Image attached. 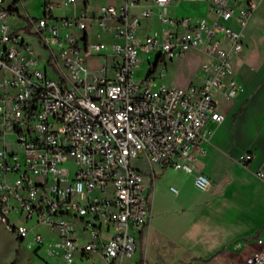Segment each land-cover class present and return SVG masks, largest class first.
I'll return each mask as SVG.
<instances>
[{
  "label": "built area",
  "instance_id": "obj_1",
  "mask_svg": "<svg viewBox=\"0 0 264 264\" xmlns=\"http://www.w3.org/2000/svg\"><path fill=\"white\" fill-rule=\"evenodd\" d=\"M137 1L92 12L76 0L45 1L35 18L18 0H0V224L64 264H159L135 259V234L151 218L153 165L190 171L206 123L225 119L219 103L238 94L234 59L261 0H211L213 17L199 21L172 16L170 0L132 13ZM61 4L75 12L55 17ZM191 51L204 57L200 80L154 86V69L133 78L139 53H156L155 67ZM139 157L150 180L131 163ZM194 183L204 189L209 178L198 173ZM243 264H264V244Z\"/></svg>",
  "mask_w": 264,
  "mask_h": 264
},
{
  "label": "crops",
  "instance_id": "obj_2",
  "mask_svg": "<svg viewBox=\"0 0 264 264\" xmlns=\"http://www.w3.org/2000/svg\"><path fill=\"white\" fill-rule=\"evenodd\" d=\"M77 7L95 11L100 5H120L121 0H76ZM211 0H170L172 16L188 17L191 21L210 20ZM138 0L130 7L138 13L149 6ZM154 12L156 8L153 7ZM151 28L158 23L153 18ZM264 0L252 12L244 28L243 49L234 59L238 94L231 100H221L219 110L225 119L218 124L208 122V137L194 154L190 171L161 167L175 175L169 190L178 205L193 214L194 243L199 247L196 258L208 264H243L244 257L234 251L248 245L264 244ZM251 155L250 160L243 156ZM209 178L204 189L198 188L195 176ZM156 171L151 180L154 188ZM175 188V191L171 189ZM191 190L194 192L191 193ZM152 209V208H151ZM152 211V210H151ZM151 219V218H150ZM149 224L144 231L149 228ZM257 249V248H256ZM146 257V253L141 254ZM148 261V260H147ZM158 263V262H151Z\"/></svg>",
  "mask_w": 264,
  "mask_h": 264
},
{
  "label": "rangeland",
  "instance_id": "obj_3",
  "mask_svg": "<svg viewBox=\"0 0 264 264\" xmlns=\"http://www.w3.org/2000/svg\"><path fill=\"white\" fill-rule=\"evenodd\" d=\"M45 1L62 3L64 0H18L17 6L20 12H27L37 18L43 15ZM74 12L75 6L72 4L53 6L55 17L70 16ZM15 25L24 26L25 20H18ZM158 29L159 27L156 28ZM35 50L39 51L37 47ZM139 58L133 74V78L137 81L143 80L151 69H154L152 73L154 79L151 82L154 86L160 84L183 86L191 80L201 79L200 63L204 57L196 51H191L184 57L167 60L166 65L159 62L155 67L156 53H139ZM40 67L42 68V65ZM131 163L141 170L146 179H151V167L143 158L132 159ZM153 168L156 171V178L150 194L152 202L150 225L142 235L135 234L137 242L135 259L145 252L149 262L159 264H208L205 260L194 257L199 247L194 243L195 226H190L193 222V213L188 209L183 211L174 194L169 190V186L176 178L172 175L174 172L164 171L158 165H153ZM192 192L194 190H191ZM35 231L41 232L47 241L56 239L45 226H37ZM26 242V240L19 242L14 233L8 232L0 224V264H64L62 260L48 256L44 246L35 254L26 246ZM259 247L260 245H248L245 249L233 253L242 256L250 253L251 248L254 250ZM88 263L76 259L73 264Z\"/></svg>",
  "mask_w": 264,
  "mask_h": 264
},
{
  "label": "trees",
  "instance_id": "obj_4",
  "mask_svg": "<svg viewBox=\"0 0 264 264\" xmlns=\"http://www.w3.org/2000/svg\"><path fill=\"white\" fill-rule=\"evenodd\" d=\"M150 71H152V69Z\"/></svg>",
  "mask_w": 264,
  "mask_h": 264
}]
</instances>
